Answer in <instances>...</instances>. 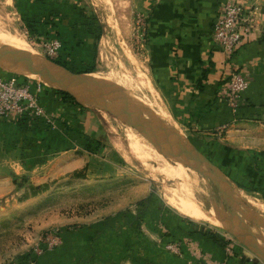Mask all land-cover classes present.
Wrapping results in <instances>:
<instances>
[{"label": "rangeland", "instance_id": "1", "mask_svg": "<svg viewBox=\"0 0 264 264\" xmlns=\"http://www.w3.org/2000/svg\"><path fill=\"white\" fill-rule=\"evenodd\" d=\"M22 1L28 4L22 6ZM38 1L42 0H0V37H10L8 42L0 41V54L18 56L10 43L11 39L16 42V38L42 59L56 57L58 51L53 55L51 53L56 42L61 44L55 37L57 31H50L51 37H48L47 31L51 30L49 24L31 30V20L25 19L29 22L27 24L21 15L29 16V3ZM45 1L59 5V13L76 6L96 15L103 34L96 69L90 74L95 73L103 82L117 87L133 99L132 104L139 113V108L147 109L153 116L147 124L159 132L163 129L164 136L176 143L187 142L211 162H217L220 157L216 166L232 189L235 205L252 219L248 224L240 223L246 224L257 245L264 249V227L259 222L261 220L264 224V188H261L263 180L258 175L264 173V167L256 163L254 152L249 153L253 163L249 164L245 158L244 154L253 150L244 152L237 146H220L216 140H202L210 148H200V144L191 139L193 135L179 127L168 115L167 103L154 92L152 86L147 47L135 33L137 17H146L141 10L142 0ZM43 12V16L52 17L48 19L53 23L59 22V17L46 14V9ZM8 68L0 67V76L29 84L30 87L38 84L45 86ZM47 88L52 90L51 100L42 108L49 123L42 116L34 118L33 122L23 123L25 127H18V133L0 132L3 137L0 138V264H29L33 246L50 231L62 235L63 242L78 234L80 226L103 222L108 225L123 223L125 228H132L131 232L143 235V218H151L158 210L166 215H175L174 220L178 223L192 221L202 230L214 232L234 245L240 255L244 253L263 264L229 234L227 226L216 213H227L217 189L204 180L195 168L186 161L158 152L129 125L127 117L107 112L111 109L106 106L100 105L95 108L97 110L85 107L72 97L74 102L59 99L53 95V91L58 90L50 86ZM143 113L140 115L143 116ZM8 123L19 124L17 121ZM211 136L217 137L213 132L208 137ZM216 147L223 148L219 150ZM225 157H230L226 163ZM245 164H249L251 169ZM187 201L217 218L220 227L186 216L183 208L191 207L188 203L186 205ZM171 203L183 208L176 210ZM159 221L155 220L157 227H160ZM162 229L166 231V227ZM120 235L129 237V230L120 231ZM175 252L180 253V248ZM223 262L226 263L225 260Z\"/></svg>", "mask_w": 264, "mask_h": 264}, {"label": "crops", "instance_id": "2", "mask_svg": "<svg viewBox=\"0 0 264 264\" xmlns=\"http://www.w3.org/2000/svg\"><path fill=\"white\" fill-rule=\"evenodd\" d=\"M65 1L60 0L63 3ZM223 1L140 2L147 18L146 47L150 79L154 92L167 103L168 115L179 127L193 135L191 139L200 144V148L209 149L203 141L216 140L220 146H237L238 150L244 152L253 150L244 154L245 158L249 164L253 163L249 153L254 152L257 155L256 163L264 167V32L254 33L230 59L225 58L214 47L211 36L213 22ZM235 1L245 9H256L258 17L264 18V0ZM27 4L20 2L22 6ZM29 4L31 9L28 14L32 16L38 5L33 2ZM259 25L260 22L258 28ZM64 29L67 30V27ZM102 34L101 30L96 44L95 67ZM233 70L249 79L248 88L242 95L243 105L235 115L227 108L221 94L228 74ZM91 75L98 84L105 83L95 73ZM82 105L95 109L101 104ZM1 121L2 133L20 130L17 125ZM221 125H226L228 130L225 134H215L214 131ZM212 132L216 138L208 137ZM0 138L3 137L0 135ZM222 148L216 147L219 150ZM213 153L216 157L215 149ZM228 158H224L225 163ZM218 161L213 160L212 163L217 165ZM259 177L264 183V174ZM152 217L143 218V235L131 232L132 228H125L123 223L82 225L78 228V234L63 241L62 247L56 251L40 257L35 264H191L194 262V252L215 262L225 260L226 264H259L244 253L240 255L235 246L222 237L226 243L220 246L210 238L209 231L202 230L192 221L178 223L174 220L175 215H166L159 210ZM156 219L160 220V227H157ZM162 226L166 227V231ZM126 229L129 230V237L121 236L120 231L125 232ZM169 239L173 241L167 243H178L179 254L175 255L166 249ZM228 245L231 254L225 252Z\"/></svg>", "mask_w": 264, "mask_h": 264}, {"label": "built area", "instance_id": "3", "mask_svg": "<svg viewBox=\"0 0 264 264\" xmlns=\"http://www.w3.org/2000/svg\"><path fill=\"white\" fill-rule=\"evenodd\" d=\"M256 9H245L235 0H224L218 10L212 25V42L214 47L227 59L235 51L247 42L254 33L264 32V18L260 19ZM147 18L138 16L135 33L141 43L146 45L147 40ZM259 20V21H258ZM260 22L259 28L257 27ZM258 29V30H257ZM257 30V32H256ZM56 42V41H55ZM56 47L52 55L58 51L60 44L56 42ZM53 57V56H49ZM249 79L240 72L230 71L227 83L223 89L222 100L232 114H236L243 105L242 95L247 90ZM41 91L40 85L31 89L29 84L19 83L12 78L0 76V120L16 122L19 119L42 117L49 123L48 117L44 115L43 108L39 105L38 94ZM228 127L221 125L216 128L218 135L225 133ZM62 237L56 231L46 233L32 248V260L29 264H35L36 260L44 255L50 254L62 246ZM177 243H167L166 249L172 253L178 249ZM174 248V250H173ZM227 254H231V248L226 246ZM194 262L191 264H226L225 262H215L194 252Z\"/></svg>", "mask_w": 264, "mask_h": 264}, {"label": "water", "instance_id": "4", "mask_svg": "<svg viewBox=\"0 0 264 264\" xmlns=\"http://www.w3.org/2000/svg\"><path fill=\"white\" fill-rule=\"evenodd\" d=\"M0 67H19L23 70L39 73L40 75H44L46 77H50L52 75V71L54 70L53 68H56L60 73L66 75L70 82L75 81L76 78H80L79 76L84 74L71 72L47 58L37 61L31 58L5 54H0ZM68 80H55L54 82L58 85L63 84L66 86L56 90L66 93L75 99L80 105L82 104L75 98L74 93L81 95L96 104L104 105L109 100L119 101L124 108L122 113H114L111 110H107V112L118 114L121 118L127 117L129 119V125L133 126L144 138H146L158 152L163 153L167 157L190 162L197 170L198 174L204 180L211 182L217 189L219 197L223 201L225 206L224 209L226 208L227 213L224 214L219 211L216 213L221 221L227 226L229 234L264 264V249L257 245L246 225H242L240 223L238 213L243 214L247 222L252 219L250 216L237 208L235 200L228 191L231 187L228 185L224 174L216 165H214L207 157L187 142H185V144L176 143L169 137L164 136L157 129L145 123L140 113L137 109H135L131 100L117 87L107 83H84L83 85L76 87L74 84L71 86ZM70 88L74 93L69 90ZM259 222L264 227L261 220Z\"/></svg>", "mask_w": 264, "mask_h": 264}, {"label": "trees", "instance_id": "5", "mask_svg": "<svg viewBox=\"0 0 264 264\" xmlns=\"http://www.w3.org/2000/svg\"><path fill=\"white\" fill-rule=\"evenodd\" d=\"M35 4L38 5V8L34 13V15L27 16V14H25L24 16L23 14H21L23 20L24 21L31 20V27H30L31 30H35L37 27L48 26L49 24L48 28H50L51 30L47 31L48 37L51 35L50 31L55 29V31H57V34L54 35L61 42L56 57H51V58L46 57V58L74 73L87 74L93 72L95 70L96 44L101 35V26L99 25L96 15L92 12L86 11L84 8L78 9L76 8V6H70L69 10L67 9L64 13H59L60 11L59 5L55 4V2L52 3H49V1L46 2L45 0L38 1ZM48 7L52 9H49ZM44 9H46V12H48L46 14L51 13L52 16L55 15V17H59V22L53 23V21L48 19L50 17L49 15L43 16L45 14L43 12ZM18 10L20 11V13H22L21 7H19ZM28 21H26L27 24L29 23ZM33 26L34 28H32ZM78 26H81L82 29H78L79 28ZM66 27L67 30L64 29ZM88 41H90L91 44H87ZM77 50L80 51L75 53ZM82 50H84V52ZM40 87H41V91L38 94V102L39 105L44 108V106L46 107V105L49 103L48 100H51L50 93L52 92V90L48 89L43 85H41ZM53 93H54L53 95H55L59 99H63V100L68 99L71 102H74L73 99L70 98V96L64 92L53 91ZM28 121L33 122V120H29L27 118L19 119L17 121L19 122L17 126L23 128L25 127L23 123L26 122L28 123ZM1 122L6 123L7 121L2 120ZM29 130L34 131L35 129H29ZM245 165L249 167V164H245ZM249 169L251 168L249 167ZM248 173L249 171L246 172V174ZM258 175L262 176V173ZM262 184L264 185V183ZM261 188L264 187L262 186ZM208 235L214 242L218 243L220 246L225 245L226 242L222 240L220 237H218L215 233L209 232ZM164 237L167 238L168 236L164 235ZM170 241L173 240L169 239L166 241V243Z\"/></svg>", "mask_w": 264, "mask_h": 264}, {"label": "bare ground", "instance_id": "6", "mask_svg": "<svg viewBox=\"0 0 264 264\" xmlns=\"http://www.w3.org/2000/svg\"><path fill=\"white\" fill-rule=\"evenodd\" d=\"M2 36V35H1ZM9 38L10 37H8L7 36V38L6 39H4V37H0V41H2V42H4V41H9ZM8 39V40H7ZM12 40V39H11ZM10 40V43L12 44V46H14V52L16 53V54H18V57H26V58H31V59H35V60H41L42 59V57H40V56H38V55H36V54H34V52H32L31 50H29L27 47H25V45L21 42V41H19L18 42V39H16L15 38V40H16V42L14 41H11ZM22 44H21V43ZM10 43H8L10 46H11V44ZM13 49V48H12ZM52 67V66H51ZM10 71H12V72H15V73H18V74H20V75H22V76H24V77H27V78H29V79H35V80H38L39 82H41V83H43V84H45V85H48V86H50V87H52V88H54V89H58V88H61V87H66L65 85H63V84H60V85H58L57 83H55L54 81L55 80H62V79H66V80H68V78H67V76L66 75H64V74H62V73H60L59 72V70H57L56 68H53L54 70L52 71V75L50 76V77H46V76H44V75H40L39 73H34V72H30V71H26V70H23V69H21V68H19V67H14V68H12V67H9L8 68ZM80 78H76V80L75 81H72V82H70V80H68L69 82H70V85L71 86H73V84L76 86V87H79V86H81V85H83L84 83H90V84H98L97 82H95V78H94V76L93 75H91L90 73H87V74H82V75H80L79 76ZM68 88V87H67ZM69 90H71L72 91V89L70 88ZM73 92V91H72ZM74 93V92H73ZM74 95H75V98L78 100V101H81V102H83V103H85V104H93L94 102H92V101H89V100H87L86 98H84V97H82L81 95H78V94H76V93H74ZM129 98V97H128ZM130 100H131V102H134L133 101V99H131L130 98ZM134 104V103H133ZM136 104V103H135ZM101 105H103V104H101ZM103 106H106V107H108V108H110L111 110H113V111H116V112H122L123 111V106H122V104L120 103V102H118V101H116V100H109V101H107ZM139 110H140V113L141 112H145V114L142 116L141 115V117H143L144 118V121L146 122V123H149V122H151L152 121V119H153V116L152 115H150L149 113H148V111H147V109H144V108H139ZM160 124V123H159ZM156 125H158V123L156 124ZM160 127H161V125H160ZM162 132H163V129L161 130ZM161 132V133H162ZM181 144V143H180ZM137 152H139V151H137ZM143 155V154H142ZM148 155V154H147ZM161 155V154H160ZM160 155H157V156H160ZM145 156H146V154H145ZM142 157H144V156H142ZM147 157V156H146ZM145 157V158H146ZM150 158V157H149ZM160 158V157H159ZM163 159V158H162ZM142 162V161H141ZM187 162V161H186ZM187 164L189 165V166H191L193 169H194V167H193V165L190 163V162H187ZM170 167H172V166H170ZM161 170H163V169H161ZM195 170V169H194ZM164 171V170H163ZM155 174V173H154ZM164 174V173H163ZM157 175V174H156ZM155 176V175H154ZM165 176V175H164ZM172 177H174V176H172ZM214 187V186H213ZM229 192H230V195L233 197V199L234 200H236L235 199V197H234V195H233V193H232V191H231V189H229L228 190ZM185 192V191H184ZM187 193H189V192H187ZM187 203H188V205H190L191 207L189 208V207H185V208H183L182 206V208L185 210V214H187L186 216H188L190 219H192V220H196V221H198V220H202V221H204V222H206V223H208V224H210V225H213V226H216V227H220V224H219V221H218V219L217 218H215L214 216H212V215H209V214H207L206 212H204V211H202V209H201V207L199 206V205H195V204H192V203H190V202H186V205H187ZM173 204V206L176 208V210H179V211H181V207L180 206H178V207H176V205L174 204V203H171V205ZM183 206H185V205H183ZM238 218H239V221L240 222H242V223H247V220H246V218H245V216L243 215V214H241V213H238ZM224 224V223H223ZM248 224V223H247ZM244 225V224H243ZM246 225V224H245ZM253 233H255V232H253ZM256 238V237H255Z\"/></svg>", "mask_w": 264, "mask_h": 264}]
</instances>
